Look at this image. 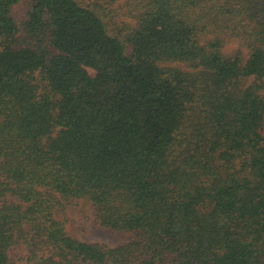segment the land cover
Returning a JSON list of instances; mask_svg holds the SVG:
<instances>
[{"label": "trees", "instance_id": "16d2710c", "mask_svg": "<svg viewBox=\"0 0 264 264\" xmlns=\"http://www.w3.org/2000/svg\"><path fill=\"white\" fill-rule=\"evenodd\" d=\"M22 1L0 0V264H264V0ZM75 200L128 241L73 235Z\"/></svg>", "mask_w": 264, "mask_h": 264}, {"label": "rangeland", "instance_id": "374dc122", "mask_svg": "<svg viewBox=\"0 0 264 264\" xmlns=\"http://www.w3.org/2000/svg\"><path fill=\"white\" fill-rule=\"evenodd\" d=\"M29 5L28 0L20 2L14 9L15 16L19 19L26 17ZM237 46V42L229 43L225 48L226 53L233 55ZM58 216L66 221L67 228L73 235L83 240L117 245L129 239L127 234L115 232L100 226L95 221L91 206L82 200H75L66 204L64 210L59 212Z\"/></svg>", "mask_w": 264, "mask_h": 264}]
</instances>
